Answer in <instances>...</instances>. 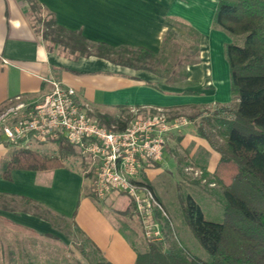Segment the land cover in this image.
Returning <instances> with one entry per match:
<instances>
[{
    "label": "crops",
    "instance_id": "0c3cea01",
    "mask_svg": "<svg viewBox=\"0 0 264 264\" xmlns=\"http://www.w3.org/2000/svg\"><path fill=\"white\" fill-rule=\"evenodd\" d=\"M38 1L55 14L60 25L81 31L92 43L143 47L160 53L167 32L186 34L184 25H188L200 35L197 62L187 65L186 84H172L150 70L97 56L75 58L51 51L33 25L30 4L26 0H0V111L18 95L31 103L40 101L50 90L51 79L74 87L77 99L91 107L93 116L96 111L120 116L122 108L143 112L163 109L175 116L195 112V107L232 101L224 51L232 38L214 26L217 0ZM198 118H189L167 143L183 136L181 144L189 146L190 157L204 153L206 168L214 173L221 154L197 132ZM22 147L9 142L0 129V225L54 234L57 228L42 214L46 209L73 221L111 263L136 264L139 249L104 209L112 204L124 213L130 199L121 195L99 202L93 192L94 176L65 162L63 167L48 170L13 169L11 179L4 178L5 164ZM161 170L160 163L150 165L141 179L152 182Z\"/></svg>",
    "mask_w": 264,
    "mask_h": 264
},
{
    "label": "trees",
    "instance_id": "16d2710c",
    "mask_svg": "<svg viewBox=\"0 0 264 264\" xmlns=\"http://www.w3.org/2000/svg\"><path fill=\"white\" fill-rule=\"evenodd\" d=\"M26 1L30 4L33 25L51 51L59 46L66 55L75 58L97 56L123 66L150 70L165 77L168 82H176L178 76L187 78V65L197 62L200 35L188 25H184L186 33L192 35L197 44L194 53H185L183 57L194 56V59L185 62L183 58L168 76L155 71L152 65L164 54L166 43L178 36L174 30L165 35L160 53L143 47L92 43L81 31L60 25L55 14L45 9L38 0ZM217 2L214 26L226 31L232 38L224 51L229 62L233 98L228 104L195 107L197 112L189 118L202 117L196 123L197 132L221 154L212 182L222 189L224 218L220 222L208 220L201 206L189 195L183 207L186 223L209 258L202 259L188 253L163 223L164 240H147L145 250H138L136 264H264V0ZM42 11L47 12V19L41 17ZM234 37H240L241 42L233 40ZM132 116L127 108H122V116L100 111L94 113L100 124L107 127L115 125L120 130L127 127ZM57 140L63 150L75 151V146L64 138ZM63 166L61 155L49 156L22 147L5 164L3 177L10 180L13 169L48 170ZM145 182L154 190L148 180ZM133 208L131 203L126 213ZM42 214L54 226L57 218L64 219L46 209ZM75 227L84 235L79 227ZM86 238L96 255L89 264H113L91 239ZM165 241L169 243L168 250L163 249Z\"/></svg>",
    "mask_w": 264,
    "mask_h": 264
},
{
    "label": "built area",
    "instance_id": "2783aa9c",
    "mask_svg": "<svg viewBox=\"0 0 264 264\" xmlns=\"http://www.w3.org/2000/svg\"><path fill=\"white\" fill-rule=\"evenodd\" d=\"M49 82L51 88L40 101L31 103L18 95L0 111V129L8 141L28 148L34 142L64 138L96 169L94 196L103 201L127 196L144 236L163 241L164 224L158 211L166 212L141 176L150 162L164 158L170 135L181 131L189 118L171 116L163 109L134 108L125 129L107 127L95 119L88 104L79 102L74 87L56 79Z\"/></svg>",
    "mask_w": 264,
    "mask_h": 264
},
{
    "label": "rangeland",
    "instance_id": "374dc122",
    "mask_svg": "<svg viewBox=\"0 0 264 264\" xmlns=\"http://www.w3.org/2000/svg\"><path fill=\"white\" fill-rule=\"evenodd\" d=\"M40 15L43 19H47V12L42 11ZM37 26L42 27L41 24ZM233 40L241 42L240 37H234ZM196 41L187 33L178 34L174 40L166 43V50L160 60L152 65L153 69L160 74L171 75L170 70L177 68V63L184 58L185 53H194ZM55 49L64 53L59 46H55ZM185 59L184 61L188 62L193 60L194 56ZM176 78L178 79L176 82L170 83L186 84L185 78L181 76ZM181 113L186 116L195 112L190 110ZM120 115L122 116L121 112ZM201 118L199 117L198 121ZM182 137H175L174 141L167 143V153L161 161L149 163V166L160 163L163 170L156 179L148 182L151 183L166 212V215H162L158 211L159 218L171 229L173 238L188 253L208 259L209 255L187 226L183 207L190 195L201 206L208 220L220 222L224 218V195L221 187L212 182L213 173L206 168L207 155L199 152L190 157L191 150L189 146L186 148L181 144ZM28 148L39 149L42 154L49 156L61 155L66 165L87 170V173L95 177L96 169L90 159L82 155L78 149L74 152L63 150L59 140L34 142ZM98 201L103 200L98 199ZM104 209L134 242L135 247L144 251L148 239L143 234L142 225L135 211L132 209L122 214L113 209L112 204L104 205ZM55 221L57 230L54 234L36 233L11 225H0V264H89L96 255L87 236L79 232L73 221L69 219L57 218ZM162 246L164 250L169 249L167 241Z\"/></svg>",
    "mask_w": 264,
    "mask_h": 264
}]
</instances>
